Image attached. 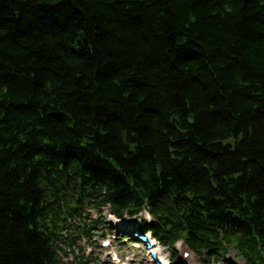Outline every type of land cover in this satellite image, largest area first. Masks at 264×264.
<instances>
[{"label": "trees", "instance_id": "1", "mask_svg": "<svg viewBox=\"0 0 264 264\" xmlns=\"http://www.w3.org/2000/svg\"><path fill=\"white\" fill-rule=\"evenodd\" d=\"M105 211L264 264V0H0V264H88Z\"/></svg>", "mask_w": 264, "mask_h": 264}, {"label": "rangeland", "instance_id": "2", "mask_svg": "<svg viewBox=\"0 0 264 264\" xmlns=\"http://www.w3.org/2000/svg\"><path fill=\"white\" fill-rule=\"evenodd\" d=\"M107 212V211H106ZM103 214L106 217V225L105 230L102 227H98L92 230V234H94L93 240H83L80 241L78 246L76 247V252L82 261H87L88 264H153L150 263V257L148 255V249L146 244L139 242L134 236L132 239L126 238V240L122 241L123 236L117 233V227L115 226L113 220L106 214ZM91 216L95 220L99 217L96 211H91ZM113 222V224H112ZM132 222V221H131ZM130 221H124L123 227L120 226V230L131 223ZM139 224V223H138ZM139 226H141L139 224ZM123 230V229H122ZM109 234L110 236L107 240L111 241L110 246L104 248L102 246L101 235ZM129 235V234H128ZM91 241H93L91 243ZM161 250L164 252L162 258H170L172 257L171 250L167 247L160 246ZM176 251L178 255L183 251H188L185 247L179 243L176 246ZM117 252L120 256L121 262H116L112 260V254ZM206 257L202 256V258L190 254L188 259H181V264H205L203 262ZM66 260H73L72 257ZM78 261V260H77ZM179 264V263H178ZM206 264H246L242 258H238L235 251H231L226 257L223 258L222 261L216 262L213 259H210Z\"/></svg>", "mask_w": 264, "mask_h": 264}, {"label": "water", "instance_id": "3", "mask_svg": "<svg viewBox=\"0 0 264 264\" xmlns=\"http://www.w3.org/2000/svg\"><path fill=\"white\" fill-rule=\"evenodd\" d=\"M53 116L57 118L59 121H64L66 118L65 114L62 112H56L53 114Z\"/></svg>", "mask_w": 264, "mask_h": 264}]
</instances>
